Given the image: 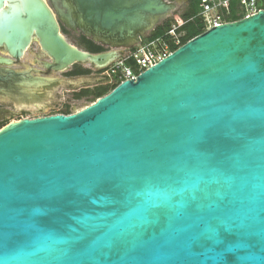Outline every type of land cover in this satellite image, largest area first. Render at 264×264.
<instances>
[{"label":"water","instance_id":"water-1","mask_svg":"<svg viewBox=\"0 0 264 264\" xmlns=\"http://www.w3.org/2000/svg\"><path fill=\"white\" fill-rule=\"evenodd\" d=\"M49 1L0 0V45L20 57L37 42L55 71L104 67L175 8ZM55 13L109 49L73 45ZM58 79L41 110L86 84ZM0 264H264V9L76 111L1 127Z\"/></svg>","mask_w":264,"mask_h":264},{"label":"built area","instance_id":"built-area-1","mask_svg":"<svg viewBox=\"0 0 264 264\" xmlns=\"http://www.w3.org/2000/svg\"><path fill=\"white\" fill-rule=\"evenodd\" d=\"M196 12L185 20L169 21V27L157 36L147 35L129 47L120 48V56L100 69L87 64L97 78L106 77L108 83L135 78L139 73L154 65L174 49L182 45L185 35L182 25L194 19L199 21L202 31L225 22L234 21L235 16L246 17L264 9V0H194Z\"/></svg>","mask_w":264,"mask_h":264},{"label":"flooded vegetation","instance_id":"flooded-vegetation-1","mask_svg":"<svg viewBox=\"0 0 264 264\" xmlns=\"http://www.w3.org/2000/svg\"><path fill=\"white\" fill-rule=\"evenodd\" d=\"M167 2L172 3L175 6L174 9L183 8L187 10L191 7L194 0H167ZM47 3L51 6L49 0H47ZM55 16L63 35L74 34L78 37V41L82 36L86 37L78 26H69L60 16L56 15V13ZM33 43L35 42L31 41L20 57L10 55L5 47L0 45V58L5 60L0 61V105L4 104V102H8L13 108L12 113L0 107L2 108L0 109V122L2 123L0 128L11 122L3 121L4 118L9 115H17L23 118L28 116L33 110L40 112L45 91L49 90L52 86L55 88L60 81L58 78L50 79L51 74L65 71H55L46 68L44 63L49 62V58L41 51L37 42L36 48L32 47ZM70 70L67 72L68 75H70ZM91 72L90 70V73ZM65 75L66 72L64 73V76ZM102 80H108V78L102 77ZM24 101L29 102L27 103Z\"/></svg>","mask_w":264,"mask_h":264},{"label":"rangeland","instance_id":"rangeland-1","mask_svg":"<svg viewBox=\"0 0 264 264\" xmlns=\"http://www.w3.org/2000/svg\"><path fill=\"white\" fill-rule=\"evenodd\" d=\"M185 10L183 8H178V9H173L171 10L167 15H165L159 22V24L157 25H161L162 23H166L169 21H172L174 19H179L181 20V15ZM156 25V26H157ZM155 26V27H156ZM151 31H147L145 34L150 35ZM65 38L72 43L73 45H76L79 47V41H78V37L74 34L72 35H64ZM32 47L36 48V42L32 44ZM106 50L108 47H105ZM83 67H86L87 64H81ZM72 68V66H70L69 68H67L65 71H63L62 73H53L51 74L50 77L52 78H63V79H74V78H84L86 81V84L78 86V87H71L68 84H64L59 86L54 93H56L58 95L57 98H55L47 107H45L44 109H42L40 112L37 111H32L28 116L29 118L32 117H37V116H43V115H49L51 112L53 111H60L62 109L65 108V106H68L71 110V112L76 111L78 109H80L81 107L91 103L89 101L86 100V98H80V99H76L73 95V93L79 91L82 88H91L93 86H95L96 84H105L108 83V80H102V78H97L96 74L94 73H90L88 75L85 76H70L67 74V72ZM66 72V75L64 76V73ZM0 107L7 109L8 111L13 113V108L10 106V103L8 102H4V104H1ZM0 108V109H2ZM21 117L17 116V115H9L7 117L4 118L3 121H14L17 119H20ZM2 123L0 122V125Z\"/></svg>","mask_w":264,"mask_h":264},{"label":"trees","instance_id":"trees-1","mask_svg":"<svg viewBox=\"0 0 264 264\" xmlns=\"http://www.w3.org/2000/svg\"><path fill=\"white\" fill-rule=\"evenodd\" d=\"M196 12V7L195 4L193 2V4L191 5L190 8H188L187 10H185L182 15H181V19L185 20L188 19L190 17H192L194 15V13ZM240 16H235L234 19H239ZM169 27V22L166 23H162L161 25H158L155 27V29H153V31L151 32L150 36L154 37L157 36L159 34H161L165 28ZM182 29H184L185 31V35L183 37V41H187L188 39L198 35L199 33L202 32L200 26H199V21H197V19L194 20H189L187 22H185L182 27ZM79 48L91 52V53H98V52H102L104 50H106L103 46H101L100 44H97L95 42H93L92 40L82 36L81 39L79 40ZM70 75H74V76H85L90 74V70L86 67H83L81 64H73L72 68L69 72ZM115 85L113 84H109V83H105V84H96L95 86L89 88H82L79 91L73 93L74 97L76 99H80V98H86L87 101L89 102H93L95 101V99L105 95L106 93H108ZM55 113H63V114H69L71 113V110L68 106H65L64 109L60 110V111H53L50 114H55Z\"/></svg>","mask_w":264,"mask_h":264}]
</instances>
